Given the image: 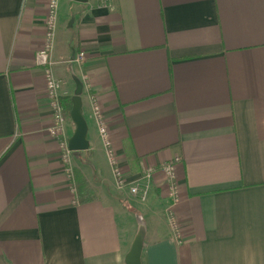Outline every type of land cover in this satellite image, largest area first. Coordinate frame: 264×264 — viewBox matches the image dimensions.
<instances>
[{
	"label": "crops",
	"instance_id": "1",
	"mask_svg": "<svg viewBox=\"0 0 264 264\" xmlns=\"http://www.w3.org/2000/svg\"><path fill=\"white\" fill-rule=\"evenodd\" d=\"M47 1L0 0V264H126L138 219L142 264H264V0H61L52 69L88 124L72 178L35 61ZM90 94L127 183L157 169L145 202L116 188Z\"/></svg>",
	"mask_w": 264,
	"mask_h": 264
},
{
	"label": "built area",
	"instance_id": "2",
	"mask_svg": "<svg viewBox=\"0 0 264 264\" xmlns=\"http://www.w3.org/2000/svg\"><path fill=\"white\" fill-rule=\"evenodd\" d=\"M60 1L61 0L47 1L44 40L41 48L35 54V61L36 64L43 69L46 84V96L52 110V124L46 130L50 136L57 139V142L61 149V159L65 165V173L72 178L73 168L70 162L72 151H70L67 146V117L64 112V106L61 102V89L64 82L54 75L52 69V66L54 65L52 53L54 49V40L57 29L58 8ZM85 57L86 53L84 51H80L76 54L74 60L80 63L85 59ZM88 101L90 106V117L96 125L106 158L112 170L116 187L121 190L126 189L130 193V195L136 197L139 202H145L147 200L149 191L153 183L154 174L157 169L155 167L148 166L143 170L141 178L138 182L127 183L117 164L116 152L109 135L107 120L104 116L102 108L94 95H88ZM177 161L178 158L173 161L164 163L159 167V171L163 177V180L168 187L167 192L173 202H176L178 199V189L175 181V163ZM166 212L168 215L167 218L170 228L173 232H177L179 225L175 216L172 214L170 208H168Z\"/></svg>",
	"mask_w": 264,
	"mask_h": 264
},
{
	"label": "water",
	"instance_id": "3",
	"mask_svg": "<svg viewBox=\"0 0 264 264\" xmlns=\"http://www.w3.org/2000/svg\"><path fill=\"white\" fill-rule=\"evenodd\" d=\"M75 2L84 3L88 0H73ZM73 21V17L70 19L69 26ZM80 87L76 90V93L72 97V106L69 112V117L75 125L72 135L67 139V146L70 151H82L89 147L88 141V124L83 114L82 101L79 96ZM143 237L144 230L140 227L130 245L128 252L125 255L126 264H142L141 254L143 249Z\"/></svg>",
	"mask_w": 264,
	"mask_h": 264
},
{
	"label": "trees",
	"instance_id": "4",
	"mask_svg": "<svg viewBox=\"0 0 264 264\" xmlns=\"http://www.w3.org/2000/svg\"><path fill=\"white\" fill-rule=\"evenodd\" d=\"M72 97H68L66 102H62L63 106H64V112L66 114V116H69V112H70V109H71V106H72V101H71Z\"/></svg>",
	"mask_w": 264,
	"mask_h": 264
},
{
	"label": "rangeland",
	"instance_id": "5",
	"mask_svg": "<svg viewBox=\"0 0 264 264\" xmlns=\"http://www.w3.org/2000/svg\"><path fill=\"white\" fill-rule=\"evenodd\" d=\"M67 23H68V25H69V23H70V19L69 20H67ZM116 186V185H115ZM117 188V187H116ZM118 189V188H117ZM119 190H121V189H119ZM149 195V194H148ZM132 196V195H131ZM132 197H134V196H132ZM134 198H136V197H134ZM140 224V225H139ZM135 225H136V227H143V224H142V221L140 220L139 221V219H138V221H135Z\"/></svg>",
	"mask_w": 264,
	"mask_h": 264
}]
</instances>
